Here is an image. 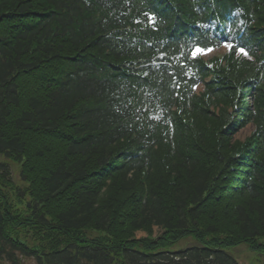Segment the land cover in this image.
<instances>
[{"label": "trees", "instance_id": "16d2710c", "mask_svg": "<svg viewBox=\"0 0 264 264\" xmlns=\"http://www.w3.org/2000/svg\"><path fill=\"white\" fill-rule=\"evenodd\" d=\"M0 157V264L264 253V0H0Z\"/></svg>", "mask_w": 264, "mask_h": 264}, {"label": "rangeland", "instance_id": "374dc122", "mask_svg": "<svg viewBox=\"0 0 264 264\" xmlns=\"http://www.w3.org/2000/svg\"><path fill=\"white\" fill-rule=\"evenodd\" d=\"M228 45V44H226ZM224 45L221 48L217 49H210V51L205 52H195V55H200L205 60H210L214 57L223 56L227 54L230 50V47H226ZM204 90V86L201 85L198 88H196L197 93H201ZM255 126L250 124L245 129H243L241 132H239L236 136L234 141H244L248 137L251 136V134L255 131ZM0 161L3 163H7L10 165L13 175V181L21 187H24V183L21 180L20 176V165L7 159L4 157H0ZM160 234V230L158 228L154 229V236L157 237ZM148 236L146 231H141L136 233L137 239H145ZM228 253L237 260L239 264H264V253H258L253 252L250 250V246L248 244H242L236 248H230L227 250ZM26 264H34L32 260H28Z\"/></svg>", "mask_w": 264, "mask_h": 264}, {"label": "snow or ice", "instance_id": "6c2138e0", "mask_svg": "<svg viewBox=\"0 0 264 264\" xmlns=\"http://www.w3.org/2000/svg\"><path fill=\"white\" fill-rule=\"evenodd\" d=\"M226 47H231V45H226ZM205 51H206V50L196 49V52H205ZM207 51H210V50H207ZM240 51H241L243 54L247 55V53H246L243 49H240Z\"/></svg>", "mask_w": 264, "mask_h": 264}]
</instances>
